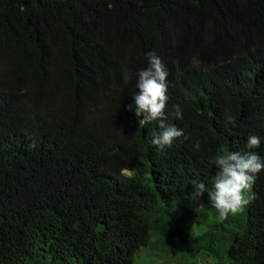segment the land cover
I'll use <instances>...</instances> for the list:
<instances>
[{"label":"trees","instance_id":"16d2710c","mask_svg":"<svg viewBox=\"0 0 264 264\" xmlns=\"http://www.w3.org/2000/svg\"><path fill=\"white\" fill-rule=\"evenodd\" d=\"M150 51L184 133L163 151L127 110ZM252 135L264 159V0H0V264H264V171L224 220L193 197Z\"/></svg>","mask_w":264,"mask_h":264},{"label":"clouds","instance_id":"9594fccd","mask_svg":"<svg viewBox=\"0 0 264 264\" xmlns=\"http://www.w3.org/2000/svg\"><path fill=\"white\" fill-rule=\"evenodd\" d=\"M148 67L136 73V87L139 94L134 96L132 105L127 110L134 111L141 124L159 121L160 131L151 136L148 142L163 151L172 146L173 141L184 135L183 131L174 125L166 124L168 119L166 108L168 104L167 77L168 71L162 59L155 52H148ZM175 119H183L179 105H173ZM187 139V137H185ZM261 138L255 135L247 138L246 148L249 151L232 152L221 147L219 152L209 161L217 168L212 189L209 190L203 182L194 183L193 197L208 193L212 206L217 210L219 218L224 220L229 214L235 215L248 206L251 197L246 192L255 183L257 174L264 171V159L251 149L258 148ZM35 147V144L30 145ZM194 149H199L200 142L196 141Z\"/></svg>","mask_w":264,"mask_h":264},{"label":"rangeland","instance_id":"374dc122","mask_svg":"<svg viewBox=\"0 0 264 264\" xmlns=\"http://www.w3.org/2000/svg\"><path fill=\"white\" fill-rule=\"evenodd\" d=\"M150 234L151 239L154 242L170 240L176 237L175 228L168 217H161L156 220L151 226ZM171 258L172 263L176 264V259H174L175 256L172 255ZM164 260H166L165 257H161L160 255L158 257H154L149 251H137L134 256L133 264H161Z\"/></svg>","mask_w":264,"mask_h":264}]
</instances>
